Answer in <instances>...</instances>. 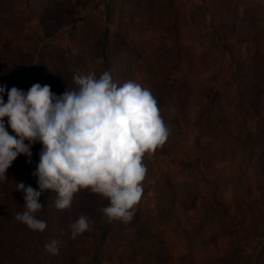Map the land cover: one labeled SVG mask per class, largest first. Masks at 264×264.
Returning a JSON list of instances; mask_svg holds the SVG:
<instances>
[{"label":"rangeland","instance_id":"obj_1","mask_svg":"<svg viewBox=\"0 0 264 264\" xmlns=\"http://www.w3.org/2000/svg\"><path fill=\"white\" fill-rule=\"evenodd\" d=\"M104 70L149 88L170 131L144 154L133 219L107 222L81 189L64 210L42 193L43 232L17 221L36 143L0 181V264H264V0H0V86L59 95ZM81 215L92 230L71 239Z\"/></svg>","mask_w":264,"mask_h":264},{"label":"clouds","instance_id":"obj_2","mask_svg":"<svg viewBox=\"0 0 264 264\" xmlns=\"http://www.w3.org/2000/svg\"><path fill=\"white\" fill-rule=\"evenodd\" d=\"M73 81L76 87L59 95L47 84L35 83L27 91L0 86V181L8 179L6 173L18 156L25 155L31 163L32 146L43 145L32 172L39 190L17 183L25 203L15 219L33 231L47 227L35 215L44 207L40 197L46 191L56 193L54 206L64 210L76 193L90 189L109 201L101 209L104 218L130 222L144 191V154L154 152L170 135L158 101L135 80L118 84L104 70L99 76L77 71ZM70 230L71 239L91 231L89 217L79 216ZM59 243L53 239L44 247L58 255Z\"/></svg>","mask_w":264,"mask_h":264},{"label":"trees","instance_id":"obj_3","mask_svg":"<svg viewBox=\"0 0 264 264\" xmlns=\"http://www.w3.org/2000/svg\"><path fill=\"white\" fill-rule=\"evenodd\" d=\"M107 51H108V48H107V46H105V53H107ZM34 168V167H33ZM32 168V169H33ZM107 222H108V220H107ZM234 259V258H233ZM233 262V261H232ZM240 264H248L247 262H245V261H242L241 260V262H240Z\"/></svg>","mask_w":264,"mask_h":264}]
</instances>
